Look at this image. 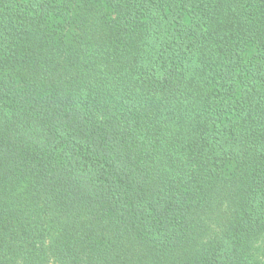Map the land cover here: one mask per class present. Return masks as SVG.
<instances>
[{"label": "trees", "instance_id": "1", "mask_svg": "<svg viewBox=\"0 0 264 264\" xmlns=\"http://www.w3.org/2000/svg\"><path fill=\"white\" fill-rule=\"evenodd\" d=\"M0 264H264V0H0Z\"/></svg>", "mask_w": 264, "mask_h": 264}]
</instances>
